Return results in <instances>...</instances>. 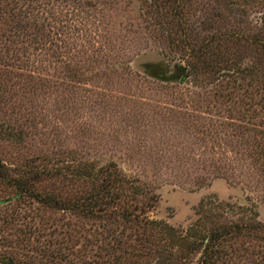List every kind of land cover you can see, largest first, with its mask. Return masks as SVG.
Wrapping results in <instances>:
<instances>
[{"label": "rangeland", "instance_id": "obj_1", "mask_svg": "<svg viewBox=\"0 0 264 264\" xmlns=\"http://www.w3.org/2000/svg\"><path fill=\"white\" fill-rule=\"evenodd\" d=\"M159 4L60 0L47 3L35 20H20L29 28L18 30V37L2 27L0 157L10 169L26 159L113 163L126 180L154 190L146 219L173 229L150 232L144 247L159 245L180 255L186 253L177 252L182 238L196 240L214 226L252 219L264 223V178L252 155L264 136V76L257 74V82L243 88L247 59H259L261 53L242 43L227 51L239 54L238 73L230 70L224 81L208 74L181 80L186 60L178 52L181 34L187 42L194 36L188 38L177 19L158 20ZM182 9L184 28L211 19L209 35L264 36V0H189ZM243 57H248L244 66ZM4 192L0 186V198ZM31 215L36 228L39 220L47 224L40 243L51 239L50 249L66 258L63 264L106 261L105 251L116 244L111 237L119 239L120 253L130 264L141 258L157 261L158 253L147 255L146 249L134 257V231L119 220L100 229L97 222L60 211ZM27 216L22 204L0 205V226L3 219L13 222L2 234L16 233ZM79 252L89 256L77 258ZM198 256L190 255L191 263Z\"/></svg>", "mask_w": 264, "mask_h": 264}, {"label": "trees", "instance_id": "obj_2", "mask_svg": "<svg viewBox=\"0 0 264 264\" xmlns=\"http://www.w3.org/2000/svg\"><path fill=\"white\" fill-rule=\"evenodd\" d=\"M58 1L60 0H0V30L3 27L5 32V27L8 30L11 28L13 30L11 36L18 37V30L29 28L27 24L19 23L20 20L30 17L35 20L41 12L45 13L44 7L47 3ZM151 2L153 5L160 3L161 8L155 12L158 20H168L169 16L171 19H177L178 28L187 30L188 38L194 36L187 42L186 35L181 34L184 39L181 41V49L178 52H182L181 56L186 57L181 80L187 78L195 80L200 74H208L215 76L214 80L224 81L226 79L224 76L230 70L238 73L239 65L242 64L241 58L238 53H227V51L239 48L242 43L244 48L248 50L256 48L261 53L259 59L256 55L253 61L247 59L250 64L248 67H243V83H246L243 88L248 87V84L252 86L256 83L257 74L260 77L264 76V36L260 32L254 35L243 34V36L237 33L229 36L209 35L206 32L211 30V19H208L205 25L203 23L194 25L196 28H184V24L180 22L184 16L182 8L188 5L189 0H151ZM23 7L29 11H25ZM165 7L168 9L162 12ZM201 32L203 35L200 36ZM1 36L7 38L4 33ZM228 44L230 47H227ZM246 58L248 57H243V66ZM230 78L229 74L227 79ZM244 91L246 92L245 89ZM251 119L253 120L252 117ZM7 133L13 136L11 131ZM252 155L254 162L260 166L259 171L264 178V136L261 142L256 144ZM11 171L14 174H10ZM67 184L76 185L77 189L67 192L62 187ZM0 186L5 191L0 198V205L10 206L11 204L17 207L18 204H22L29 210V216L22 221V228L16 233L4 236L2 233L6 232L8 226L13 227V222L2 220L0 264L65 263L66 258L62 253H59L57 249H50L54 244L51 239L40 243L45 236L47 224L42 225L38 217L39 224L36 228L31 212L37 214L41 209L60 211L86 221L97 222L99 224L97 227L100 229L106 228L105 222L112 224L119 220L122 225H129L134 231L136 244L132 250L138 252L134 257L140 258L142 256L140 253L145 249L148 251L147 255L158 253L154 264H239L242 260L243 264H264V223L253 221V219L243 223L214 226L196 240L194 238L187 241L180 239L182 244L180 247L177 246L180 248L177 252H186L184 254L167 253V251L159 250L161 249L159 245H154V249L147 245L144 247L143 238L150 237V232L155 231L159 234L161 229L170 232H173V229L161 222L146 219V212L153 208V201L156 200L154 190L139 182L126 180L113 163L100 166L80 162L62 165L44 160L35 163L34 159H26L16 161L10 169L0 157ZM122 189L125 191H121ZM137 202L141 203L138 205ZM42 223H44L43 220ZM191 231H193L191 236L197 237L193 235L195 228L191 227ZM46 235L52 236V233ZM11 236L14 239H11ZM112 238L116 244L110 246L111 252L109 248L105 251L106 261L99 263L96 260H80V264H130L129 259L124 256L125 253L124 255L120 253L119 239L111 237L110 240ZM116 251H119L118 255H115ZM195 253L199 256L195 263H191L189 256ZM87 256H89L88 253H80L77 258ZM134 263L151 264L142 258Z\"/></svg>", "mask_w": 264, "mask_h": 264}]
</instances>
